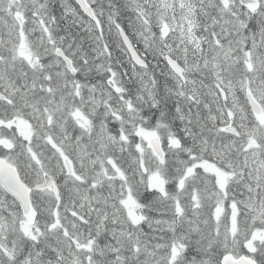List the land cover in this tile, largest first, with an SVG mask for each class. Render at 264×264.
I'll list each match as a JSON object with an SVG mask.
<instances>
[{
  "label": "snow or ice",
  "instance_id": "6c2138e0",
  "mask_svg": "<svg viewBox=\"0 0 264 264\" xmlns=\"http://www.w3.org/2000/svg\"><path fill=\"white\" fill-rule=\"evenodd\" d=\"M0 264H264V0H0Z\"/></svg>",
  "mask_w": 264,
  "mask_h": 264
}]
</instances>
